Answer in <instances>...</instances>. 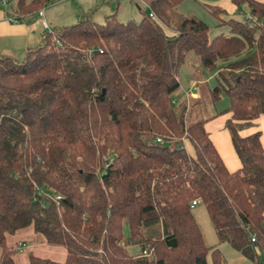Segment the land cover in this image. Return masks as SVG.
<instances>
[{"label":"trees","instance_id":"16d2710c","mask_svg":"<svg viewBox=\"0 0 264 264\" xmlns=\"http://www.w3.org/2000/svg\"><path fill=\"white\" fill-rule=\"evenodd\" d=\"M49 1L15 0L13 15ZM184 1L147 0L139 22L82 16L45 32L22 60L0 55V264H16L27 245L17 239L30 232L65 256L29 253L28 264H207L209 252L222 264L193 200L219 243L264 264V149L259 131L239 133L264 115V2L232 0L251 17L221 19L229 34L210 38L204 21L178 12ZM189 52L216 71L210 99L224 96L225 111L195 119L190 101L176 105ZM222 113L235 171L205 129Z\"/></svg>","mask_w":264,"mask_h":264},{"label":"rangeland","instance_id":"374dc122","mask_svg":"<svg viewBox=\"0 0 264 264\" xmlns=\"http://www.w3.org/2000/svg\"><path fill=\"white\" fill-rule=\"evenodd\" d=\"M57 0H50L45 6H53L52 3ZM62 1V0H61ZM264 1V0H263ZM10 2L6 4L9 6ZM150 12L147 0H66L62 7H56L53 9L52 14L54 15L55 22L63 21L62 24H57L56 28H61L66 25H71L78 21L82 16H90V19L96 23L102 24L105 22L106 17L115 14V18L120 22L135 21L139 22L143 13L148 14ZM178 12L183 16L193 15L202 21H204L209 27V37L212 38L217 34L224 33L229 34L228 27L225 25L219 26L221 19H217L211 15L206 9L197 1L185 0L178 7ZM223 19L233 18L239 21H247L251 17V13L247 4L241 5L240 9L235 11L233 14H222ZM249 22V21H248ZM166 33L172 34V32L165 29ZM203 69L199 65L197 56L189 52L187 53L186 59L179 72V81L181 87L176 92V105L185 102L183 98V89H189L191 85V79L201 80L198 89L200 93V98L196 103L190 101V109L192 111L193 118H200L212 115L213 111L212 102L210 99L209 90L212 88L209 82L205 79L207 77L202 74ZM208 75L214 77L216 75L215 70H206ZM197 74V75H196ZM216 81V80H215ZM185 87V88H184ZM182 89V90H181ZM188 91V90H187ZM192 94V93H191ZM181 99V100H180ZM180 100V101H178ZM221 101L219 102V107H217L219 112L225 111L229 103L224 96H221ZM224 114V113H222ZM185 149L189 153H193V149L188 141L184 142ZM193 215L201 229L204 242L207 246L216 247L223 258L222 264H256L255 262L244 258L238 251L233 249L227 242L219 243L217 237L214 233L212 224L207 215L206 209L202 203H198L192 209ZM125 234H128L127 228L124 230ZM31 233V232H30ZM30 233H23L17 239L20 242H26L27 248L22 252H18L16 255V264H28L27 256L29 253H36L42 257H47L54 260H61V256L65 255V250L62 247L50 246L40 244V239L38 236L31 237ZM127 251L131 254H136L140 252V246L131 245L128 246ZM263 260V258H261ZM207 264H214L211 252L207 255Z\"/></svg>","mask_w":264,"mask_h":264},{"label":"crops","instance_id":"0c3cea01","mask_svg":"<svg viewBox=\"0 0 264 264\" xmlns=\"http://www.w3.org/2000/svg\"><path fill=\"white\" fill-rule=\"evenodd\" d=\"M65 1L66 0H57L56 2L52 3L53 6H51L50 4V6L46 7L49 4L48 3L46 6H43L39 10L22 16V18L19 19L18 22L8 21L6 16L8 13H10V16H12L13 13L16 12L15 0H10L9 6L0 3V55L11 57L15 60L24 59L26 52L29 48H33L42 43L45 32L51 31L52 29L56 28L57 24L63 23V21H58L60 19H57V21L55 22V18L52 14V11L56 7H62ZM194 1H197L202 4V6L208 12V8L220 9L221 12L219 19H223L221 16L223 13L230 15L235 13L236 11V6L232 3V0ZM259 1L264 2L263 0ZM39 11H41L42 14H39ZM202 74L204 76H206L207 74L205 80L209 82L210 86L212 85L213 88L216 84L214 77L209 76L208 72H206V69H203ZM200 82L201 80H197V78L191 79L190 88L183 89L182 91V99L189 100V97L192 99H199L200 93L198 86ZM187 90H191L192 94L186 96L185 93L187 92ZM220 101L212 103L213 111L211 112V114L219 112L217 107H219ZM229 116L230 113H224L214 117L213 119L205 123V129L209 133V137L212 143L214 144L215 148L217 149L218 153L220 154L226 168L229 171H235L240 167V161L232 146L230 134L225 128V121L229 118ZM256 131L260 132V141L262 148L264 149V115H260L254 120H252L251 125L247 128L242 129L239 133L241 135H248ZM64 256L65 255L61 256V260L64 259Z\"/></svg>","mask_w":264,"mask_h":264},{"label":"built area","instance_id":"2783aa9c","mask_svg":"<svg viewBox=\"0 0 264 264\" xmlns=\"http://www.w3.org/2000/svg\"><path fill=\"white\" fill-rule=\"evenodd\" d=\"M5 2H6V0H2L1 3L4 4ZM39 14H42V12L39 11ZM7 20L10 21V22H18V17H17V16H14V15H12V16H8V17H7ZM185 95H186V96L191 95V90L187 91V92L185 93ZM197 203H198L197 200H193V201L191 202V207L196 206ZM253 240H254V239L252 238V241H253ZM26 247H27V245H26L25 243H20V244L18 245V251H19V252H22Z\"/></svg>","mask_w":264,"mask_h":264}]
</instances>
